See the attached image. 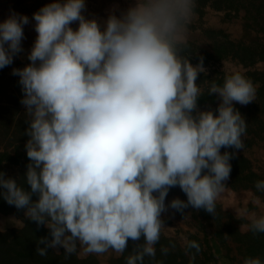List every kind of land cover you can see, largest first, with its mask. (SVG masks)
I'll use <instances>...</instances> for the list:
<instances>
[{
  "label": "clouds",
  "instance_id": "clouds-1",
  "mask_svg": "<svg viewBox=\"0 0 264 264\" xmlns=\"http://www.w3.org/2000/svg\"><path fill=\"white\" fill-rule=\"evenodd\" d=\"M85 7V0H53L33 14L31 63L12 71L29 117L30 190L0 172V196L49 229L51 239L37 241L42 257L61 247L70 256L78 245L88 254L124 253L129 239L143 237L126 264H144L156 257L168 208L215 215L235 156L221 149L244 147L247 123L234 103L254 101L256 88L242 73H227L222 85L208 88L220 97L218 108L197 110L204 58L193 65L183 55L195 0H136L120 16L110 14L103 29L85 18ZM29 23L18 13L0 22V69L23 51ZM176 186L187 200L166 205ZM255 188L264 193V180ZM248 219L250 231L264 233V215ZM191 249L200 245L186 241V254Z\"/></svg>",
  "mask_w": 264,
  "mask_h": 264
},
{
  "label": "trees",
  "instance_id": "trees-1",
  "mask_svg": "<svg viewBox=\"0 0 264 264\" xmlns=\"http://www.w3.org/2000/svg\"><path fill=\"white\" fill-rule=\"evenodd\" d=\"M208 7L217 12H225L226 21L241 18L243 20L242 39L234 42L221 29L205 28L203 29L204 35L213 40V51H200L195 45L187 42L183 55L189 57L192 64H198L200 57L204 58V65H213L230 59L246 69V72L240 73L252 81L256 88V97L247 105L234 104V108L241 113L247 123L246 134L244 135L246 136L245 148L264 144V71L255 68L258 63L264 62V0H195L193 13L203 19L206 15L205 9ZM242 12L244 14L241 16ZM222 38L223 40H220ZM14 68L19 67L13 66ZM9 70L10 66L1 69L3 73ZM226 74L224 71L212 69L198 75L196 82L202 89L201 98L197 102L198 111H215L218 108V95H208V88L213 82L222 85ZM17 86L22 88L19 80ZM224 151L235 153L234 158L230 160L232 170L229 179L225 181L224 189L234 193H251L253 198L259 199L264 205V193L258 192L255 188L256 181L264 180V174L257 172L253 162L246 156L239 154L237 149L222 148L221 153ZM29 163L26 150L17 149L14 154H0V172L5 173L6 178L16 179L25 190H30V186L24 182ZM6 165L16 167V173L8 175ZM169 191L172 195L181 193L182 197L187 199L186 194L179 186L172 187ZM32 198L35 200L37 196L33 195ZM188 208L184 209L183 212H177L183 216ZM0 213L18 216L23 222L21 228L0 231V264H100V260L94 255L84 257L77 252L66 256L63 248L49 249L48 254L43 257L38 255L36 253L37 241L46 236L51 239L49 229L28 220L25 217L24 209H17L15 206L9 205L3 196H0ZM193 215L198 222L199 229L205 233V236L190 234L188 241H196L200 245V251L196 252L195 249H191L189 254H186V246H182L177 238L161 233V238L155 245V259L145 257L144 264H157V262L160 264H190V255L193 254L195 260L192 261V264H218L219 258L212 243L218 242L230 257L232 248L229 246V239L236 245L238 254L242 259L249 256H259L264 259V233H253L249 228L245 231L241 230V225L250 223L246 219L225 213L221 205L217 203L215 215L207 213L204 209H195ZM225 217L229 219V222L223 223ZM215 225L217 229L212 232V238H210L207 232L208 227ZM142 242L143 237L139 241L129 239L124 253H117L109 249L108 264H126V257L137 244ZM40 246L43 247V245ZM161 247L169 249L167 255L161 252Z\"/></svg>",
  "mask_w": 264,
  "mask_h": 264
},
{
  "label": "rangeland",
  "instance_id": "rangeland-1",
  "mask_svg": "<svg viewBox=\"0 0 264 264\" xmlns=\"http://www.w3.org/2000/svg\"><path fill=\"white\" fill-rule=\"evenodd\" d=\"M51 2H53V0H0V22H3L13 13L27 15L30 20V23L24 26V38L22 39L23 51L14 57L13 63L9 65V71L3 73L0 69V154H14L17 149H20V151L26 150L25 144L30 139V137L26 135V130L29 127V117L26 115L25 106L21 104V99L23 98L22 88L17 86L19 77L12 74V69L13 66H18L22 69L31 63L27 57L37 36L34 28L35 21L32 17L42 6ZM135 3L136 0H85L86 7L83 10V14L86 19H96L103 29L110 14L115 13L117 16H120L122 12L126 11L130 6L135 5ZM243 14L242 12L241 16ZM78 26V21L71 24L74 30L77 29ZM205 28L221 29L231 41L238 42L242 39L243 35V20L241 18H234L231 21H226L225 12H217L214 10L206 12L203 19H200L197 14L193 13L188 25L186 43H192L200 51L212 52L213 40L208 39L204 35L203 29ZM220 40H223V38ZM193 65L196 64L193 63ZM205 68L206 72L212 69H218L226 73H231L233 71L240 72L242 70H244L243 72L246 71L243 66L241 67L238 63L229 59L214 63ZM255 68L264 71V62L258 63ZM217 101L220 104L221 99L219 96L217 97ZM242 139L244 143L246 136H243ZM238 153L249 158L253 162L255 170L264 174V144L252 148H245L244 146L243 149L238 150ZM5 167L8 175L15 174L17 171V168L11 165H6ZM169 196L172 198L174 196L185 201L187 200L182 197L181 193L172 196V193L169 192ZM216 203L221 205L225 213L233 214L238 218H244L248 222H250L248 217L252 213L258 216L264 215L263 203H261L259 199L253 198L252 194L248 192L234 193L223 188L217 196ZM194 210L195 208H188L183 216L180 215L182 218L186 219L187 225L191 230V232H187L188 234L186 235L183 233L181 236L178 235L174 237L178 239L182 246H186V241H188V236L190 234H200L202 237L205 236V233L199 229L198 222L193 215ZM226 222H229L227 217L223 220V223ZM22 226L23 222L18 216L0 213V231L13 230L15 228H21ZM208 228V236L212 238V232H214L217 227L215 225L209 226ZM240 229L245 231L248 229V224L241 225ZM168 234L164 235L167 236ZM228 243L232 248L230 257H228L227 251L221 248L218 242L212 243L213 249L219 258L218 264H242L243 259L238 254L236 245H234L230 239ZM77 252L80 256L84 257L94 255L100 260V264H108L109 255L107 252L102 254H88L83 252L79 246Z\"/></svg>",
  "mask_w": 264,
  "mask_h": 264
},
{
  "label": "crops",
  "instance_id": "crops-1",
  "mask_svg": "<svg viewBox=\"0 0 264 264\" xmlns=\"http://www.w3.org/2000/svg\"><path fill=\"white\" fill-rule=\"evenodd\" d=\"M210 7L205 9V12L212 11ZM213 51V50H212ZM210 52V51H208ZM230 60V59H229ZM212 64L204 65L205 67H208ZM242 67V65H240ZM244 70L240 71L243 72ZM246 72V71H245ZM244 73V72H243ZM170 192V191H169ZM173 196V195H172ZM169 196V193L166 197L165 204L168 205L170 202L176 198L173 196V198ZM161 219L164 222L165 227L162 230L163 234H168L167 236L175 237V236H181V234H188L187 232H191L187 225L186 219L182 218L180 215H178V212L176 210L168 208L167 211L162 213ZM107 254L109 255V250L107 251ZM84 255V254H83Z\"/></svg>",
  "mask_w": 264,
  "mask_h": 264
}]
</instances>
